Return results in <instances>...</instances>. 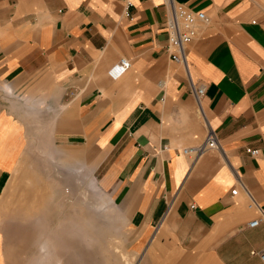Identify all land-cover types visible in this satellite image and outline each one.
Segmentation results:
<instances>
[{
	"label": "crops",
	"instance_id": "1",
	"mask_svg": "<svg viewBox=\"0 0 264 264\" xmlns=\"http://www.w3.org/2000/svg\"><path fill=\"white\" fill-rule=\"evenodd\" d=\"M173 1L207 16L185 63L167 0H0V195L36 145L95 178L142 264H263L264 0Z\"/></svg>",
	"mask_w": 264,
	"mask_h": 264
},
{
	"label": "rangeland",
	"instance_id": "2",
	"mask_svg": "<svg viewBox=\"0 0 264 264\" xmlns=\"http://www.w3.org/2000/svg\"><path fill=\"white\" fill-rule=\"evenodd\" d=\"M36 148L30 145L25 160L41 186L27 184L28 172L11 177L0 195L8 264H142L95 178Z\"/></svg>",
	"mask_w": 264,
	"mask_h": 264
},
{
	"label": "built area",
	"instance_id": "3",
	"mask_svg": "<svg viewBox=\"0 0 264 264\" xmlns=\"http://www.w3.org/2000/svg\"><path fill=\"white\" fill-rule=\"evenodd\" d=\"M134 0H124L128 9L133 6ZM171 7V17L168 21L167 30L169 35V47L172 49V59L178 62H186L187 48L196 38L197 24L199 22H206L207 16L203 11L194 12L184 5L176 4L173 0H167ZM131 67V62L128 59H121L118 63L114 64L108 74L111 79L117 80L122 77ZM205 87L193 86V92L198 101L205 94ZM218 148V141L216 134L213 130L209 129L208 137L203 146L198 149L185 151V153H193L197 156L203 155L209 149ZM247 153L251 156H258L260 151L258 149H247ZM259 221L250 223L251 227L258 225ZM264 264V253L261 255Z\"/></svg>",
	"mask_w": 264,
	"mask_h": 264
},
{
	"label": "bare ground",
	"instance_id": "4",
	"mask_svg": "<svg viewBox=\"0 0 264 264\" xmlns=\"http://www.w3.org/2000/svg\"><path fill=\"white\" fill-rule=\"evenodd\" d=\"M120 78H121V77H120ZM120 78H119V79H120ZM117 80H118V79H117Z\"/></svg>",
	"mask_w": 264,
	"mask_h": 264
}]
</instances>
